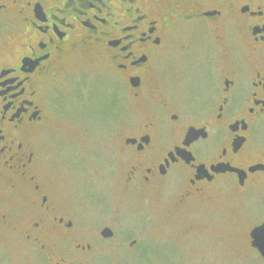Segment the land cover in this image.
Returning <instances> with one entry per match:
<instances>
[{"label": "flooded vegetation", "instance_id": "1", "mask_svg": "<svg viewBox=\"0 0 264 264\" xmlns=\"http://www.w3.org/2000/svg\"><path fill=\"white\" fill-rule=\"evenodd\" d=\"M54 118L75 130L53 153L72 169L93 157V126L114 136L101 188L52 178ZM107 183L123 200L171 198L178 218L264 196V0H0V235L14 264L155 262L146 231L82 215L81 196L102 203ZM263 223L249 238L264 260Z\"/></svg>", "mask_w": 264, "mask_h": 264}, {"label": "rangeland", "instance_id": "2", "mask_svg": "<svg viewBox=\"0 0 264 264\" xmlns=\"http://www.w3.org/2000/svg\"><path fill=\"white\" fill-rule=\"evenodd\" d=\"M95 75L98 85H102L99 69ZM103 107L104 104L98 105V111L103 112ZM101 124L93 126L90 133L89 151L93 157H89L82 172L70 168L71 162L63 164L53 156L55 153L57 157V152L62 150L70 151L75 137L72 127L59 118L53 119L47 148L59 162H55L51 172L54 180L63 176L65 183L73 184L76 191L82 187L97 190L103 186L101 175L118 165L115 162L111 165L106 159L112 151L114 136ZM106 187H109L107 194L111 197L102 203L81 196L82 215L97 220L117 216L115 225L140 228H134L138 233L146 231L144 242L160 243L158 259L153 263L150 260L148 264H264V260L251 249L249 238L253 224L264 221V196L246 201L226 199L195 205L189 215L178 218L174 215L171 198L160 201L131 197L123 200L113 195L116 192L114 183H107ZM182 226L193 228L187 229L188 233ZM18 256V249L0 235V264H14ZM141 261L140 264H146L145 259Z\"/></svg>", "mask_w": 264, "mask_h": 264}, {"label": "water", "instance_id": "3", "mask_svg": "<svg viewBox=\"0 0 264 264\" xmlns=\"http://www.w3.org/2000/svg\"><path fill=\"white\" fill-rule=\"evenodd\" d=\"M106 235H110L111 232L106 231ZM252 245L258 249L260 254L264 257V223L254 228L251 232Z\"/></svg>", "mask_w": 264, "mask_h": 264}]
</instances>
